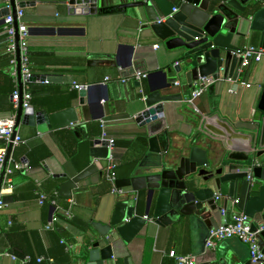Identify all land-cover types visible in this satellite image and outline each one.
<instances>
[{
	"label": "crops",
	"instance_id": "obj_1",
	"mask_svg": "<svg viewBox=\"0 0 264 264\" xmlns=\"http://www.w3.org/2000/svg\"><path fill=\"white\" fill-rule=\"evenodd\" d=\"M68 1H14L17 7L23 4L22 21L28 30V48L32 49L30 70L37 80L30 84L38 88L33 92L47 93L32 96L31 106L39 111L46 104H51L45 109L53 113L73 105L78 122L72 127L39 133L35 127L21 120L15 129L14 137L19 136L22 143L12 145L9 159L28 164V154H31L40 161L35 167L28 164L27 170L16 171L3 178L0 199L5 198V201L0 211V264H23L25 256L30 257L31 263L28 264H37V257H43L45 262L52 264H86L88 251L99 237L93 224L110 226L115 219L121 221L127 215L126 209L122 208L125 204L133 208L135 217L145 220L139 224L137 233L126 236V249L132 264H173L168 256L172 250L195 258V252L204 254L210 251L222 255L227 262L250 260L247 246L236 239L220 242L213 249L206 248L207 230L222 221L220 208L226 209L228 218L233 212L245 213L239 193L230 196L226 190H215L208 202L211 215L203 223L191 222L180 216L156 224L144 218L145 191L134 192L127 187L122 188V194L111 192L112 185L103 178L107 155L98 149L93 150L90 140L101 138L95 132L103 131L114 142L131 143L129 147L116 145L113 151L117 180L130 178L148 150V138L143 128L134 122L137 112L143 107L138 89L141 88L146 96L150 90L157 91L163 80L161 72L172 67L179 58L174 56V52L165 50L146 27V21L133 18L135 10L129 9L126 16L120 12L69 16ZM136 1L128 0L129 3ZM180 1H176V7ZM118 2L113 0L114 4ZM3 9L0 5V118H8L16 116L17 109L13 107L11 96L18 92V80L17 63L12 64L5 52L6 12ZM263 23L259 19L253 24L252 15L236 19L232 44L238 49L250 45L263 47L261 33L257 30ZM119 48L121 63L130 57L140 66V73L147 74L140 83L133 79L134 73L122 77L121 68H113L109 63L88 65L93 57L115 55ZM17 55L20 56L19 48L15 52L16 62ZM118 76L125 78L126 82L118 81ZM106 77L110 79L106 81ZM168 78L174 83L162 94L182 98L180 101L163 102L161 111L167 137V144L164 143L176 165L181 157L189 156L192 148L198 150V159L201 155L208 158V169L212 172L221 168L225 171L230 163L245 164L229 160L232 152H249L250 156H255L264 151V113L257 108L264 89V58L242 68L236 82L231 78L227 81L220 79L208 87L202 96L195 99L196 110L186 103L195 86L188 89L184 73L172 72ZM242 83L250 87L246 88ZM30 84L22 82V90L30 91ZM99 84L105 85L106 90L93 87L84 97V104L80 105L79 90L73 86H85L86 90ZM140 138L144 141H139ZM8 145L0 140V150L7 151ZM131 162H136L134 169L128 166ZM91 164L97 171L78 182L71 189L70 198L59 197V186ZM50 192H56L59 209L48 201L39 204V194ZM218 194L222 199L216 201L215 195ZM234 199L239 202L233 204ZM153 207L154 204L148 218L152 217ZM54 216L58 221L53 229L45 230ZM250 220L258 226L264 225L255 217ZM127 221L126 216L122 223ZM11 256L16 259L12 260Z\"/></svg>",
	"mask_w": 264,
	"mask_h": 264
},
{
	"label": "water",
	"instance_id": "obj_2",
	"mask_svg": "<svg viewBox=\"0 0 264 264\" xmlns=\"http://www.w3.org/2000/svg\"><path fill=\"white\" fill-rule=\"evenodd\" d=\"M177 0H137L129 3L128 0H119L114 4L113 0H69L67 14L69 16H89L98 13L120 12L126 16L129 9L135 10L133 18L138 21H146L150 30L163 44L165 50L174 52L179 61L162 71V83L157 91L150 90L143 107L137 112L134 122L143 128L147 136V153L137 165L132 176L126 179H118V188L130 187L132 191H145L146 209L145 217L150 215L154 223L160 224L172 221L180 216L187 217L191 222H201L210 216L211 205L208 203L214 195V191H228L230 196L240 194L246 208L245 214L249 218H256L258 223H264V151L250 156L249 152H232L229 160L245 162L244 165L228 164L214 172L209 171L208 158L197 154V149L192 148L188 157H181L178 164L173 162L164 141L167 137L164 120L161 116L163 102L182 100L180 96L163 95L170 88L174 80L168 78L172 72L184 73L188 89H192L194 82L202 77L212 76L216 81H227L231 78L236 82L241 67V59L232 52L239 50L233 43L236 34L235 20L240 17L252 15L253 24L259 19L264 22V0H181L176 7ZM23 4H19L22 7ZM177 11L172 13V9ZM6 16L11 13L15 17V3L11 0V11L3 9ZM234 10V11H233ZM170 17H167L170 15ZM241 14V15H240ZM162 17H166L161 21ZM16 26V22H15ZM255 29L254 26H252ZM261 33V46L264 47V23L257 29ZM18 34L16 31V42ZM120 48L115 55H101L93 57L89 66L96 64H111L121 68V76L142 71L140 66L130 57L120 62ZM97 59V60H96ZM43 79V78H42ZM17 80L18 92L22 93V81L19 68V56L17 55ZM37 76H32L30 82H35ZM105 85H92L86 90L78 92V102L84 104V97L93 87ZM45 92H32V96L45 95ZM106 99L108 98L105 92ZM90 102V99H88ZM35 111L33 106L23 109L19 103L15 116V129L20 121H25L28 126L35 127L39 133H45L51 129L72 127L78 122L76 108L72 105L68 108L48 113L44 107ZM258 110L264 113V89ZM14 134L11 137L13 140ZM93 150H100L107 155L108 141L94 138L90 140ZM100 147V148H97ZM12 143H9L6 151V159L0 174V189L4 178V170L10 157ZM203 153V152H202ZM94 164L89 165L69 181L60 185L58 196L71 197V189L75 188L92 173L96 172ZM252 173L251 181H247L248 173ZM5 198H2V201ZM126 209L128 221L114 220L110 226H100L94 223L99 237L91 245L88 251L86 264H132L128 257L126 243L127 235L137 233L139 224L145 220L134 216L133 208L123 205ZM125 215V214H124ZM122 223V224H120ZM213 225L211 228H216ZM258 225L252 223L253 231ZM210 228V229H211ZM209 229V230H210ZM209 230L208 233H209ZM259 247L264 254V231L260 233ZM196 264H251L250 260L244 263L227 262L218 253L201 251L195 252ZM264 264V263H262Z\"/></svg>",
	"mask_w": 264,
	"mask_h": 264
},
{
	"label": "built area",
	"instance_id": "obj_3",
	"mask_svg": "<svg viewBox=\"0 0 264 264\" xmlns=\"http://www.w3.org/2000/svg\"><path fill=\"white\" fill-rule=\"evenodd\" d=\"M15 1V0H14ZM0 5L6 9L11 11V0H0ZM24 10L21 7L15 6V17L9 13L4 18V34H5V43L6 48L5 52L10 56V60L12 64H16L15 52L16 49H20L19 56V68L21 74V80L24 84H30V78L33 76L30 70L29 56H28V30L25 24L22 21V17L24 15ZM177 8L172 9V13L176 12ZM168 15L167 17H170ZM166 17H162L161 21H164ZM16 22V26H15ZM16 31L18 34V40L16 42ZM237 58L241 59V67H247L251 62H260L264 58V47L257 46H247L243 49H239L237 51L232 52ZM147 74H142L140 72L133 74V79L140 83L142 79H145ZM109 77H106L105 80H109ZM117 80L121 83H125L126 79L120 76L117 77ZM230 80V79H229ZM216 80L210 77H202L194 82V92L190 98L186 100V103L193 107H195V99L202 96L208 87L213 85ZM45 83V82H44ZM242 85L246 88H249V84ZM73 88L76 90L85 89V86L74 85ZM138 93L140 95V100L144 103L146 100V95L144 91L139 88ZM31 92L27 90H22V93L14 92L11 96V101L13 103V107L15 109L18 108L19 103H21V107L23 109H27L31 107ZM102 127L104 122L101 123ZM15 131V117L11 116L8 118H0V140L6 141V143H12V145H18L22 143V140L19 136H15L13 140H11L12 135ZM102 139H106L108 141L107 156H106V165L104 169L105 178L112 185V193L122 194L123 190L116 186V162L114 159L113 151H114V141L112 139H108L105 133L102 131L101 134ZM6 159V150H0V174L3 170V165ZM29 168L27 163L14 162L11 159L8 160L7 165L4 170V176H10L16 171L27 170ZM247 181H251L252 177L250 173L247 174ZM222 199L221 195H215V200L218 201ZM48 201L51 206L56 209H59L57 205L56 199L49 200L48 197L44 194H39L38 202L42 204L43 202ZM233 204H237L238 199L232 200ZM4 207V202L0 199V211ZM220 215L222 218L221 223L216 228H211L208 233V239L206 240V248L213 249L218 243L223 242L228 239H236L239 242L245 244L248 248L249 259L251 264H262L264 263V254L262 253L259 247V235L262 231H264V225H260L257 227L255 231L252 230L251 225L252 222L250 218L244 212H233V214L228 218L226 216V209L220 208ZM66 216H69L67 212H65ZM148 221H153L152 218L144 217ZM58 221V217L54 216L49 224L45 226V230H52L54 223ZM168 256L173 260V264H196V258L192 255H181L177 254L175 251H170ZM12 260H15V256H11ZM30 262V257L25 256L22 260L23 264H28ZM37 264H52L50 261L44 260L43 257L36 258Z\"/></svg>",
	"mask_w": 264,
	"mask_h": 264
},
{
	"label": "trees",
	"instance_id": "obj_4",
	"mask_svg": "<svg viewBox=\"0 0 264 264\" xmlns=\"http://www.w3.org/2000/svg\"><path fill=\"white\" fill-rule=\"evenodd\" d=\"M28 56H29V63L31 65V64H33L32 49L31 48H28ZM43 89H46V88L44 87ZM37 90H38V88L36 86H34L33 84H30V92L37 91ZM45 106L46 107H44V108H47L48 109V107L51 106V104H46ZM98 126H99V124L97 125V127ZM96 133L99 134V135L102 134V132H100V131H96L95 134ZM139 141H144V139L143 138H140ZM114 144H115V146L116 145H123V146H126V147H129V146L132 145L129 142H123V143L114 142ZM28 158H29L28 164H29L30 167H35L36 165H38V162L40 161L37 157H35V156L31 155V154H28ZM135 164H136V162H131V163L128 164V166H131V168L134 169V167L136 166ZM115 172H116V176L118 178V170L116 169ZM103 178H104V180H106L104 172H103ZM54 189H56V187ZM47 194L46 195L48 196V199L49 200H53V199L58 200L59 199L58 197H56V192L55 193L50 192V193H47ZM30 263H31V261H30Z\"/></svg>",
	"mask_w": 264,
	"mask_h": 264
}]
</instances>
